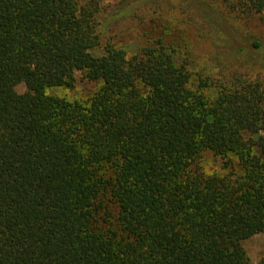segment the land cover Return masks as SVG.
<instances>
[{"label":"trees","instance_id":"1","mask_svg":"<svg viewBox=\"0 0 264 264\" xmlns=\"http://www.w3.org/2000/svg\"><path fill=\"white\" fill-rule=\"evenodd\" d=\"M100 11L0 0V264H245L264 232V83L195 79L160 40L126 56L101 44ZM76 72L101 82L87 105L46 93Z\"/></svg>","mask_w":264,"mask_h":264},{"label":"rangeland","instance_id":"2","mask_svg":"<svg viewBox=\"0 0 264 264\" xmlns=\"http://www.w3.org/2000/svg\"><path fill=\"white\" fill-rule=\"evenodd\" d=\"M88 1L78 0L80 4ZM97 1L101 17L108 22L101 44L112 42L130 56L160 40L174 50L195 79L208 78L211 85L234 77L264 83V13L240 12L237 0ZM254 40L260 48L253 46ZM100 85V81L84 80L76 72L71 87H49L45 91L87 105ZM16 88L21 92L24 85ZM204 159L206 172L225 171L221 158L206 153ZM243 246L248 255L245 264H264V232L247 238Z\"/></svg>","mask_w":264,"mask_h":264}]
</instances>
